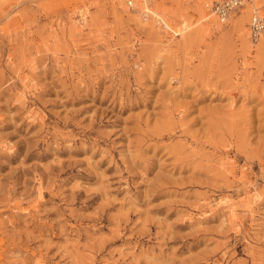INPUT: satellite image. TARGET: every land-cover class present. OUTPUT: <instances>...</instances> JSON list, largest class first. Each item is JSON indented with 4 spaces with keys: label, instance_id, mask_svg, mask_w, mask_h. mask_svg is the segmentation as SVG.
I'll return each mask as SVG.
<instances>
[{
    "label": "rangeland",
    "instance_id": "1",
    "mask_svg": "<svg viewBox=\"0 0 264 264\" xmlns=\"http://www.w3.org/2000/svg\"><path fill=\"white\" fill-rule=\"evenodd\" d=\"M223 1L0 0V264H264V0Z\"/></svg>",
    "mask_w": 264,
    "mask_h": 264
},
{
    "label": "built area",
    "instance_id": "2",
    "mask_svg": "<svg viewBox=\"0 0 264 264\" xmlns=\"http://www.w3.org/2000/svg\"><path fill=\"white\" fill-rule=\"evenodd\" d=\"M244 0H224L215 6V12L222 22L226 21L230 13L239 8ZM250 28L255 39L264 32V17L255 11L251 17Z\"/></svg>",
    "mask_w": 264,
    "mask_h": 264
},
{
    "label": "bare ground",
    "instance_id": "3",
    "mask_svg": "<svg viewBox=\"0 0 264 264\" xmlns=\"http://www.w3.org/2000/svg\"><path fill=\"white\" fill-rule=\"evenodd\" d=\"M253 0H244L243 2H242V5L241 6H243L246 2H252ZM207 6H209V4L207 5ZM215 6V5H214ZM240 6V7H241ZM215 9V8H214ZM213 9V11L215 12V10ZM253 13L255 12V11H257L261 16H263L264 17V15L263 14H261V12L258 10V8H254L253 10ZM216 13V12H215ZM253 13L251 14V17H252V15H253ZM251 21V20H250ZM264 33V32H263ZM262 33V34H263ZM261 34V35H262ZM250 35H251V37H252V39H254V40H256L254 37H253V35H252V32H251V28H250ZM261 35H260V37H261ZM259 37V38H260ZM259 38H257V39H259ZM261 44H263V41L261 42ZM261 48V47H260Z\"/></svg>",
    "mask_w": 264,
    "mask_h": 264
}]
</instances>
